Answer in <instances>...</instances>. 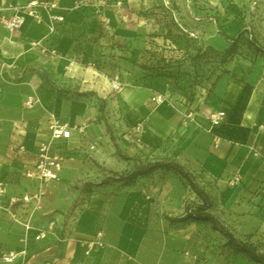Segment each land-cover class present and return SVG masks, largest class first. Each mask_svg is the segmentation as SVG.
Here are the masks:
<instances>
[{"label": "crops", "instance_id": "obj_1", "mask_svg": "<svg viewBox=\"0 0 264 264\" xmlns=\"http://www.w3.org/2000/svg\"><path fill=\"white\" fill-rule=\"evenodd\" d=\"M29 1L0 0V15L11 16L14 9L8 6H26ZM48 1L62 8L73 3ZM243 1L125 0L120 10L107 8L103 15L117 29L121 22L159 18L150 11L166 4L188 29L203 33L219 27L234 35L248 19L240 12ZM207 3L213 10L206 15ZM222 4L227 14L217 12ZM47 36V22L29 15L17 30L0 24L3 198L36 190L37 181L24 172L33 167L39 143L51 142L52 150L66 157L37 208L33 203L18 204L12 213L0 208V264H6L1 255L11 251L25 252L9 264H257L227 244L211 223L173 220L185 213L188 203H200L176 171L159 167L117 178L140 164L176 162L208 195V212L235 237L263 251L264 159L252 154L253 148L264 151V95L252 88L258 81L254 66L259 67L260 60L233 61V75L219 77L193 103L167 88L164 80L141 78L136 70L118 74L124 86L114 98L110 79L97 67L52 57L31 45L45 42ZM159 93L167 99L156 104L152 98ZM29 99L32 106L27 105ZM186 110L194 116L185 119ZM217 110L227 116L212 128L222 137L215 149L206 115ZM54 118L69 124V138L50 139L47 126ZM236 172L241 182L229 185L228 178ZM84 183L91 186L83 189ZM40 230L46 233L35 239ZM97 232L103 245L86 253V242Z\"/></svg>", "mask_w": 264, "mask_h": 264}, {"label": "rangeland", "instance_id": "obj_2", "mask_svg": "<svg viewBox=\"0 0 264 264\" xmlns=\"http://www.w3.org/2000/svg\"><path fill=\"white\" fill-rule=\"evenodd\" d=\"M101 1L92 0L93 4ZM240 6V12L248 19L234 35L218 26L213 32L188 29L166 4L150 11L159 13V18L146 16L138 22H121L117 29L110 21L103 26L95 16L76 17L70 25L61 27L59 34L90 44L96 69L109 79L121 71L136 70L141 78L164 80L165 86L182 95L187 103H193L199 93L211 90L219 77L233 75L230 67L233 61L244 58L255 63L260 60L259 67L254 66L258 81L252 88L264 95V0H244ZM8 7L15 9L22 5ZM204 10L207 15L213 5L207 3ZM217 12L227 14V6L222 4L221 11ZM182 28L195 35L190 36ZM51 43L59 42L52 39ZM112 92L114 98L119 94Z\"/></svg>", "mask_w": 264, "mask_h": 264}, {"label": "built area", "instance_id": "obj_3", "mask_svg": "<svg viewBox=\"0 0 264 264\" xmlns=\"http://www.w3.org/2000/svg\"><path fill=\"white\" fill-rule=\"evenodd\" d=\"M102 0L98 4H93L92 0H73L72 6L68 8H62L56 1L48 0H30L26 6L21 8H15L11 16L0 15V24L9 29L17 30L23 23L25 16L29 15L37 19L39 22H47L48 24V36L45 42L36 41L32 42V46H38L43 53H47L52 57L63 56L70 60L81 62L87 66L95 67L96 63L93 58V47L90 44L80 43L75 38H68L64 35H60L58 28L64 25H69V21L74 20L76 17L90 15L95 16L100 23L106 27L108 25V18L103 15V12L107 8H112L116 11L120 10L125 0ZM182 30L189 33L190 36H194L193 31L186 29ZM108 30H106L107 32ZM108 33V32H107ZM53 40L59 42L57 44L51 43ZM79 47V49H77ZM112 90L116 93H120L123 89L124 84L119 79V76L113 75L110 77ZM167 96L164 93H159L152 98L154 103H161L166 100ZM33 101L27 100V105L32 106ZM185 119L192 118L194 114L191 110L183 111ZM226 112L224 110H217L206 115V118L210 121V127L207 131L212 135V146L218 148L221 144L222 137L215 132L212 128L220 125L226 119ZM140 124L136 126V130H139ZM48 134L52 141L63 140L70 137L71 128L67 123H61L57 119H53L47 126ZM23 150L24 148H20ZM252 154L260 159H264V151H259L256 148L252 149ZM66 157L57 151L52 150L51 142H41L36 147V159L31 169L24 172V176L29 179L37 181V188L32 194L12 195L3 198L6 187L4 182H0V208L8 210L12 213L13 207L18 204H29L33 203L34 207L37 208L45 193L46 185L58 178L59 174L63 170ZM242 177L239 172L233 174L228 178L227 183L234 185L241 182ZM13 216L15 214H12ZM54 223L51 222L50 225ZM25 229H29V224H24ZM45 230H40L35 236V239H39L44 236ZM101 232L96 233L95 239L86 242V253L91 250L94 246H102ZM25 251L20 252H7L1 255L2 262L9 264L18 255L23 254ZM48 264V263H46Z\"/></svg>", "mask_w": 264, "mask_h": 264}, {"label": "trees", "instance_id": "obj_4", "mask_svg": "<svg viewBox=\"0 0 264 264\" xmlns=\"http://www.w3.org/2000/svg\"><path fill=\"white\" fill-rule=\"evenodd\" d=\"M74 20L69 21L71 24ZM69 24V25H70ZM68 26V25H64ZM61 26V27H64ZM77 40V39H76ZM79 49V47L77 48ZM165 167L176 171L185 181L189 184L190 188L196 193L200 199L199 204L188 203L185 207V213L178 218H173L174 221H186L188 219H195L200 221H206L211 223L212 227L221 231L227 238V244L233 245L238 251L245 253L252 261L257 264H264V252L257 249L255 245L235 237L226 227H224L210 212H208L210 206V200L208 195L202 190L196 183L194 176L184 169L180 164L173 161H154L147 164H140L126 176H119L118 180L129 179L135 175L147 173L155 168ZM106 182V180L101 183ZM91 186L89 183L82 184L81 188Z\"/></svg>", "mask_w": 264, "mask_h": 264}]
</instances>
